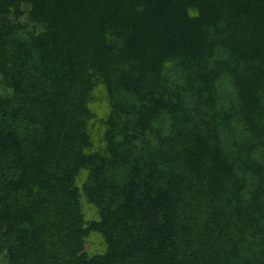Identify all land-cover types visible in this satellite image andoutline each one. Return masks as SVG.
<instances>
[{
	"label": "trees",
	"instance_id": "obj_1",
	"mask_svg": "<svg viewBox=\"0 0 264 264\" xmlns=\"http://www.w3.org/2000/svg\"><path fill=\"white\" fill-rule=\"evenodd\" d=\"M0 264H264V0H0Z\"/></svg>",
	"mask_w": 264,
	"mask_h": 264
},
{
	"label": "rangeland",
	"instance_id": "obj_2",
	"mask_svg": "<svg viewBox=\"0 0 264 264\" xmlns=\"http://www.w3.org/2000/svg\"><path fill=\"white\" fill-rule=\"evenodd\" d=\"M12 31H13V33L17 32V27L15 24L13 26L7 28V30H6L7 33H9V32L12 33ZM83 210L85 212L87 221H91L92 219L95 218V212L90 210L88 205L84 204ZM85 250L90 255H94L96 253L102 252L103 246H102V243L100 242V240L97 236L91 235L85 240Z\"/></svg>",
	"mask_w": 264,
	"mask_h": 264
}]
</instances>
